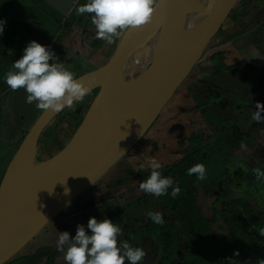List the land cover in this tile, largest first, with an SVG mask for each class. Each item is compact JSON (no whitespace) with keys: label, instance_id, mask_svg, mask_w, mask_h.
Here are the masks:
<instances>
[{"label":"water","instance_id":"95a60500","mask_svg":"<svg viewBox=\"0 0 264 264\" xmlns=\"http://www.w3.org/2000/svg\"><path fill=\"white\" fill-rule=\"evenodd\" d=\"M176 1L170 0L169 10ZM236 1L195 0L178 23L140 40L125 42L128 30L106 63L76 77L89 86L87 95L96 92L72 136L46 159L39 155V141L66 108L42 111L0 182V264L13 258L66 208L67 201L72 203L89 190L141 141ZM140 72V79L126 80Z\"/></svg>","mask_w":264,"mask_h":264},{"label":"flooded vegetation","instance_id":"af4514ba","mask_svg":"<svg viewBox=\"0 0 264 264\" xmlns=\"http://www.w3.org/2000/svg\"><path fill=\"white\" fill-rule=\"evenodd\" d=\"M249 1L253 0H240L241 4H237L230 14L227 15L220 29L209 42V46H206L203 54L209 49L213 51L203 61H200L203 57L202 54L197 63L198 65L204 63L200 67V72L202 71L206 75L199 79L195 78L196 84L194 83L191 86V89H197L195 92L196 97L201 98L192 105L191 109L193 107L202 109L201 118L204 122L197 125L195 131L191 130L187 138L177 137L178 141L175 148H173L182 152L184 157L190 151L192 152L190 148L194 147V149H197L202 147V152L200 151V153L203 155L207 153L206 163L208 164L212 163L213 156H217L212 149H217V153L220 155V159L215 158L214 160V168H211L212 165L206 168L205 178L209 179L202 181L206 188L213 189L214 195L198 186L197 181H189V186L197 189V199L204 206L203 214L200 215L204 217V226L208 223L216 227L224 226V219L219 217L216 211L217 207L221 205L222 199L228 200L231 195L233 196L232 199H241L247 193V191L242 190L244 181L241 174L238 173V169L244 167L234 163L233 158L237 157L241 162L246 161L247 168H255L256 165L263 168V165L259 164V154L253 151L256 139L259 137V122H254L251 119V114L255 111L256 102L259 101L264 105V60L261 63V58L264 57V54L259 52L260 49L262 50L263 45L259 44V48L255 49L253 42L247 35L256 26V17L261 13L263 3L260 4L259 8H253V11L249 12V10H246L248 6L246 4ZM252 52L258 55L256 62L248 59ZM231 56H233L231 58L233 62L230 64L220 61L221 58L225 60ZM256 63H258V67L255 66L252 72L244 73L246 65ZM247 76H250L251 79L249 84L244 83ZM238 91L242 93V96L235 93ZM95 92L93 93L95 94ZM186 112L190 113L191 110L184 111V113ZM79 115L83 116L82 114ZM261 115L264 116V113H261ZM57 117H60V114ZM188 121L193 124L196 122L194 119H189ZM181 122L182 118L179 120V123ZM71 125L69 124L68 127ZM200 131L201 133H199ZM195 134L200 135L201 141L193 144L190 138ZM249 145H251L250 149H248ZM162 156L167 164L161 165V168L171 167L169 162L174 156L170 153ZM229 161L230 164H228ZM250 161L254 165H250ZM3 174L0 175V182ZM220 174H223V178L217 180L216 177ZM259 189V191L251 189V192L255 193L252 199L255 200L256 209L264 211V204H262V208L259 207L261 205L259 202L261 194L259 193L263 195L264 188L260 187ZM218 192L223 193V196H220ZM133 200L132 198L128 202L131 203L130 205L126 204L128 205L127 211L120 213L123 216V222L120 225L121 233L118 239L127 240L130 244L141 246L145 250V257L138 264H264V236H261L258 232L259 228L264 227V216L258 212L236 214L239 217L236 219L244 220L236 224L238 227L241 226V228L235 229L236 231L231 235L224 232V238L220 241H215L213 245L202 239L204 252H200L198 256L195 254L197 241L195 234L193 235L192 231L182 234L176 231L177 240L172 243L171 260L165 261L162 258L164 247L157 239L158 234L156 231L158 229H153L157 224L150 222L151 219L148 213L153 212L156 206L158 207V211L162 215V223L158 224L160 227L164 224V218H170L171 223L175 224L176 220H179L178 215L165 212L164 207L167 203H161V200L151 203L152 200L148 199L150 203L146 202L145 206L141 208H137L138 204L133 202ZM146 200L144 199V201ZM137 210L142 211V214L136 213ZM127 217L129 220L126 219ZM137 217L140 219L138 220ZM84 222L83 220L81 222L75 220L76 224H84ZM176 225L179 228L181 223H176ZM56 232L54 231L50 235ZM38 238H40V244H42L47 239V234L38 235ZM39 246L32 252L21 254L20 252L24 246L5 264H57L62 258V252L56 251L55 244L47 247ZM125 264H127V261H125Z\"/></svg>","mask_w":264,"mask_h":264},{"label":"rangeland","instance_id":"374dc122","mask_svg":"<svg viewBox=\"0 0 264 264\" xmlns=\"http://www.w3.org/2000/svg\"><path fill=\"white\" fill-rule=\"evenodd\" d=\"M239 2L240 0H237L233 4L228 15L237 4H241V2ZM261 3H263V7L259 16L256 17L257 24L247 35L253 42L255 49L259 48V44L263 45L262 50L260 49L259 52L264 54V0L249 1V3L246 4V6L248 5L246 10H249V12L251 10L253 11V8H259ZM245 22L247 21L245 20ZM127 31L122 33L119 38H114L112 44H108L104 40H99L92 35L88 40H84L80 44H75L76 40H72L70 44L72 45L71 47L68 44L70 48L75 47V45L79 47L80 52L78 53H70L69 50L67 51L63 48V44L62 52L58 53L54 50L53 53L56 55L57 60L64 63L66 67L72 70L75 77H77L85 73L82 72V70L88 69L87 71H90L106 63L116 52L122 37ZM212 51L211 49L206 50L200 61H203ZM112 52L113 54H111ZM232 57L233 56L228 57L225 60L221 58L220 61L230 64L233 62V59H231ZM256 58H258V55L255 52H252L248 56V59L251 61L253 60V62H256ZM261 59L262 63L264 57ZM203 64L204 63H202V65ZM202 65L197 64L193 72L178 88L155 124L144 135L141 141L138 142L126 156L111 167L89 190L75 198L59 215L47 223L38 234L25 245L20 252L21 254L32 252L35 248L40 247L39 245L45 247L54 245L56 243L58 231L67 230L70 235H74L77 226L75 220L80 222L83 220L85 221L84 225H86L89 217L95 216L97 219L107 217L119 226L122 224L123 216L120 215L119 211L123 209L124 212H126V204L130 202L132 198L139 195L141 191L137 189V183L139 181L138 176L144 171L139 170L140 164L146 163L147 158L154 157L163 166L167 164V162L162 155L169 153L174 156L169 164L178 163L183 158L182 152L173 149L175 148L178 138H187L191 130L195 131V127L204 122L201 118L203 110H200L198 107H193V109H191L192 105L201 99L198 96V98L196 97L195 92L197 89H191V86L194 85V83L196 84L195 78L199 79L206 75L204 72H200V67H202ZM255 66L258 67V63L246 65V67H244V73L247 74L248 71L252 72ZM78 68H80V70ZM246 78L244 83H251L250 76ZM235 93L242 96L240 91ZM237 94H235V96H237ZM25 95V92L21 94L13 93L10 97L8 96L4 102H0V175L4 173L6 169L5 166L7 167L8 162L24 139L29 128L44 110L37 108L35 102L32 104L25 103ZM3 96H5V94L0 95V98ZM93 97L94 93H90L86 95L83 100L73 103L70 109L66 108L61 112L60 117L55 118L51 124L48 125L39 143V155L42 159L49 158L56 154L59 150L56 145H58L59 148L64 146L74 133L76 126H79L82 120V116L79 114L83 115L85 113ZM9 98L12 99L9 100ZM187 110H191V112L184 113V111ZM180 118H182L181 123H179ZM189 119H194L196 122H194V124L192 122L190 123L188 121ZM69 124L72 125L68 127ZM259 127V137L256 139L253 151L259 154L260 159H264V123L259 122ZM250 148L251 145L248 146V149ZM190 149L192 150L194 147ZM233 162L247 168V162H241L237 157L233 158ZM228 164H230V161ZM249 164L254 165L252 161H250ZM256 167L258 166L256 165ZM146 170L147 168H145V171ZM259 202L261 203L259 207L262 208V204H264V194H261L259 197ZM156 211H158L157 206L153 209V212ZM126 219H128V217ZM54 231L57 232L50 235V233ZM44 234H47V239L40 244L41 240L38 238V235L42 236ZM61 255L62 258L57 264H65L63 253Z\"/></svg>","mask_w":264,"mask_h":264},{"label":"clouds","instance_id":"9594fccd","mask_svg":"<svg viewBox=\"0 0 264 264\" xmlns=\"http://www.w3.org/2000/svg\"><path fill=\"white\" fill-rule=\"evenodd\" d=\"M158 2L159 0H85L83 4H77L75 13L78 16L91 14L95 37L112 44L113 39L119 38L125 31L148 23ZM3 25L4 21L0 20V32L3 31ZM0 79L12 91L22 88L26 94L25 103L35 102V106L42 110L70 109L74 101L83 100L89 92L87 84L77 79L64 63L59 62L47 45L35 39L26 44L20 58L12 62ZM261 113H264V105L257 101L251 119L264 123ZM161 167V163L154 157L141 163L139 170L147 168L148 175L139 183V189L154 197L167 194L175 198L180 188L171 177L162 175ZM186 171L188 175L195 174L198 180L206 177V168L202 163H196ZM252 173L257 182L264 184V169L253 168ZM64 194H69L68 188L64 189ZM70 203L67 201L65 206ZM148 216L153 223H162L159 211L149 212ZM258 232L264 236V227L259 228ZM120 233V226L111 219L92 216L86 225L77 224L74 235H70L67 230L58 231L55 247L57 252L63 253L65 264H125V261L127 264H138L145 257V250L127 240L118 239Z\"/></svg>","mask_w":264,"mask_h":264},{"label":"trees","instance_id":"16d2710c","mask_svg":"<svg viewBox=\"0 0 264 264\" xmlns=\"http://www.w3.org/2000/svg\"><path fill=\"white\" fill-rule=\"evenodd\" d=\"M57 44H58L57 47L59 46L58 49L61 50L62 49L61 41L57 42ZM77 127L78 125L76 126V128ZM199 133H201V131ZM195 135L190 138L192 139L193 144L201 141L200 135H196V136ZM216 146L218 148V144ZM200 151L202 152V147L194 150L192 149V152L190 151V153L184 156L178 163L172 164L171 167L169 168H161L162 175L171 177L174 180V184L179 186L180 188V192L175 198L167 194L159 197H154L150 194L144 193L142 190L140 191L139 195L133 198L134 199L133 202H136L139 208L144 207L146 202L150 203L149 200H152L151 203H156L161 200L160 201L161 203L164 204L167 203V205L164 207V209L166 210L165 212L178 215L179 220L177 219L176 223H181V226L179 228L176 227L177 226L176 223L175 224L171 223L170 218L168 219L164 218L163 220L164 224L162 227H160L157 224L153 228V229H158L156 231L158 234L157 239L158 242L162 244L164 247L162 258L165 261L171 260L172 243H174L177 240V235L175 234L176 231H179V233L181 234L186 233L188 231H192V234L193 235L195 234V238L197 237L195 254L196 256H198L200 252L201 253L204 252V247H203L204 242L202 239L206 240L208 244L213 245L215 241H220L221 239L224 238L223 235L224 232L231 235L234 233V231H236L235 229L241 228V226L238 227V225L236 224L241 223L244 220L236 219L239 218L236 216V214L258 212L259 214H262V216H264L263 210L256 209L254 204L255 200L252 199L255 193L251 192L252 191L251 189L259 191L260 187L264 188V184H260L255 180L252 173L253 168H239L238 173L241 174V177L244 181V185H243L244 189L242 188V190L247 191V193H245L246 195L241 199H232L233 196L230 193L231 197H229L228 200L222 199L221 205L217 207L216 211L219 217L224 219L225 221L224 226L216 227L213 225H209L208 223L206 224L207 226L206 229V226H204V217L200 216L201 214H203L202 211L204 206L199 203V200L197 199L198 191L196 188L189 186V181L195 180L197 181L198 186H201L206 191H209L212 195H214L215 193L213 189L206 188L202 184L203 180H198L195 174L188 175L186 170L196 163H202L205 166V168H209L210 165H212L211 168H214L213 165L214 160L215 158L220 159L219 157L220 155L217 153L218 151L217 149L216 150L212 149L213 153H215V155L217 156L216 157L213 156L212 163L208 164L206 163L207 153H205L204 156L203 154L200 153ZM258 160H259V164L263 165L262 169H264V160L259 158ZM147 175H148V170L146 171L144 170L142 173H140V175L138 176L139 181L137 183V189H139V183L143 179H145ZM221 178H223V174H220L218 175V177H216L217 180H221ZM205 179H209V178H205ZM168 191L170 192L171 189L169 188ZM218 194L220 196H223V193L221 192H218ZM144 199L147 200L144 201ZM128 204L130 205L131 203ZM119 212L123 213L124 210L122 209ZM136 213L142 214V211L137 210ZM137 219L139 220L140 218L137 217ZM150 222L152 221L150 220Z\"/></svg>","mask_w":264,"mask_h":264},{"label":"crops","instance_id":"0c3cea01","mask_svg":"<svg viewBox=\"0 0 264 264\" xmlns=\"http://www.w3.org/2000/svg\"><path fill=\"white\" fill-rule=\"evenodd\" d=\"M78 3L83 4L84 0H0V20L4 21L3 31L0 32V77L15 59L20 58L23 48L33 39L58 53L63 48L70 53L80 52L76 45L70 48L72 40L80 44L95 36V26L91 22V14L76 15ZM59 41L64 46L61 50L57 49ZM23 92L22 88L12 91L0 79V95L5 94L0 102L13 93Z\"/></svg>","mask_w":264,"mask_h":264},{"label":"bare ground","instance_id":"6f19581e","mask_svg":"<svg viewBox=\"0 0 264 264\" xmlns=\"http://www.w3.org/2000/svg\"><path fill=\"white\" fill-rule=\"evenodd\" d=\"M195 0H177L169 10L170 0H162L158 3L151 20L139 28H132L124 36L125 42L140 40L153 34L160 33L178 23L191 9ZM143 74L126 77L127 81L140 79Z\"/></svg>","mask_w":264,"mask_h":264}]
</instances>
